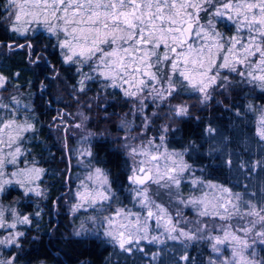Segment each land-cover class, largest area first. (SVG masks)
<instances>
[{"label":"snow or ice","instance_id":"6c2138e0","mask_svg":"<svg viewBox=\"0 0 264 264\" xmlns=\"http://www.w3.org/2000/svg\"><path fill=\"white\" fill-rule=\"evenodd\" d=\"M4 7L8 15L3 19L8 21L11 31L24 35L28 31L27 25H43L48 33L57 37L59 47L66 50L65 63L87 65L91 73H95V76L83 73L84 78L79 81L80 91H84L85 81L99 79L103 87L119 88L125 97L134 102L139 101L138 105L134 103L138 112L143 111L146 106L144 100L148 96L154 103H165L181 89L199 94L200 103L203 104L211 96L210 89L227 86L224 82L229 81V76L223 75L222 70L237 74L243 83L258 84L264 88V0H6ZM202 12L231 21L235 26V34L225 42L221 33L216 31L212 19L207 24L201 23ZM197 41L200 43L197 44ZM28 47L32 46L29 44ZM76 71L81 73L82 69L77 67ZM4 80L0 76V87H3ZM12 100L13 103H19L14 97ZM156 107L159 108L160 104ZM0 108H9V105L0 99ZM189 114L186 103L170 105L165 120L174 123L176 118ZM153 115L158 113L154 112ZM121 123L128 127L124 121ZM149 123L150 118L145 116V127ZM32 129L33 126L27 122L18 124L15 114L11 120L0 118V145L6 144L11 148L22 132ZM159 131L158 137L154 136L140 144H125V148L130 149L128 155L134 165L128 180L136 186L134 199H138L141 207L147 209L146 217L142 218L140 213L125 209H117L114 216L104 217L109 228L104 235L111 237L125 251H131L125 246L132 244L134 238L138 242L147 237L148 220L155 218L159 227L161 221L168 217L166 209L151 198V185L165 190L170 196L176 195L173 189L179 188L183 174L189 169L181 153L167 148L160 150L165 145L167 133L174 131L172 124L165 122ZM206 131L212 133L215 130L209 127ZM255 134L260 141H264V115L257 121ZM125 139L135 138L129 134ZM18 155L20 148L16 147L14 152L8 153L10 159L0 158V170L5 163L15 164ZM40 171L24 169L12 175L35 172L38 178ZM3 175V171H0V176ZM88 179L93 180V175L90 174ZM11 182H0V192L4 191L5 184ZM94 182H98L101 188L89 189L88 185H83L86 191L76 193L79 203L74 205L73 211L85 203L91 207L98 201L111 198L110 187H104L109 182L102 169H95ZM17 183L25 187L23 181ZM192 183L195 186L200 182L193 180ZM208 187L227 194V198L206 193L201 198L187 201L193 206L202 205L199 216L218 217L221 221L231 220L233 216H240L241 219L249 216L264 221V207L249 201L246 204L247 211L241 215V204L245 202L240 193H232L227 187L212 183ZM31 191L34 189L28 188L25 194ZM36 195L40 193L36 192ZM10 212L14 222L7 224L4 211L0 210V228L15 229L17 224L31 223L29 216H21L15 209H10ZM133 215L135 220L129 219ZM117 217L127 223H118ZM250 223L254 225L256 221ZM163 226L169 233V239L206 238L216 253L220 252L218 245L231 238L239 247L233 248V259L225 261V264H254L245 255V250L249 248L247 241L229 231V225L221 227L223 236L209 234L207 237L197 236L207 230V224L204 228L197 227L194 232H188L178 230L172 218L168 217ZM240 230L245 233L250 231L249 228ZM177 231L179 236L171 235ZM140 232L144 236L138 237ZM75 234L79 236L81 233ZM23 235L19 231L9 232L0 239V245L19 247L18 238ZM256 235L264 237V232ZM155 241L156 237H153L152 242ZM261 243H264V239ZM0 264H15V257L0 259Z\"/></svg>","mask_w":264,"mask_h":264},{"label":"trees","instance_id":"16d2710c","mask_svg":"<svg viewBox=\"0 0 264 264\" xmlns=\"http://www.w3.org/2000/svg\"><path fill=\"white\" fill-rule=\"evenodd\" d=\"M0 34V74L5 78L4 90L9 92L17 86H26L27 91L33 93L28 114L33 129L25 133L21 149L29 160L44 169V176L49 181L41 218L36 220L29 215L31 223L25 225L24 235L18 238L19 247L0 245V259L13 256L15 264H225V261L233 259V248L239 245L231 239L218 245L220 252L216 253L206 238L188 240L179 237L173 240L164 233L162 242H145L143 248L148 246L151 255L135 251L125 256L115 254L112 244L98 233L77 236L71 229L68 211L63 212L61 205L54 210V199L58 202L64 183L63 167H68L64 149L59 143L65 136L70 146L74 140L75 128L69 124V117L77 109L83 110L80 137L86 142L89 159L106 173L112 191L116 195L122 194L129 181L127 175L131 165L122 143L124 133L121 127L123 115L129 110V101L119 88L101 87L95 79L85 81L84 91H80L79 81L84 78L83 74L77 73L76 64L64 62L55 37L46 34L43 40L39 37L40 43L49 45V50L37 54V41L33 42L34 47L30 51L7 48L5 43L15 40L16 35L4 23ZM228 75L225 89L215 88L211 100L202 105L195 94L185 93L184 97L192 101V111L188 116L176 118L174 123L166 121L169 105H162L161 115L153 117L152 124L148 126L150 136L156 137L162 124H172L174 131L167 133L163 147L181 153L189 169L183 174L178 188L179 197L172 199L171 204L166 200L163 202L168 212L173 213V207H177L178 220H175V213L173 219L179 221L176 223L178 230L194 232L199 227L195 222L197 219L204 224L200 226L207 224V230L198 233V237L221 233L218 217L201 219L198 212L202 205L187 203L199 198L208 183L228 184L232 189L241 190L245 211L249 201L264 207V153L260 151L261 141L255 134L259 112L264 105V88L241 82L235 73ZM95 87L99 88L96 91L103 92L100 98L94 99ZM60 116L67 119L65 129H61ZM209 127L215 131L208 133L206 129ZM253 174L255 178L251 177ZM193 180L200 183L194 186ZM11 195H20V190L9 187L5 197ZM0 199H4L3 194ZM20 207L27 214L35 209L30 200L22 201ZM259 229L264 232V226ZM174 236H179V231L174 232ZM262 239L264 237L255 240L245 250V255L254 264H264Z\"/></svg>","mask_w":264,"mask_h":264},{"label":"rangeland","instance_id":"374dc122","mask_svg":"<svg viewBox=\"0 0 264 264\" xmlns=\"http://www.w3.org/2000/svg\"><path fill=\"white\" fill-rule=\"evenodd\" d=\"M2 4H1V9H2V14L3 17L8 15V12L5 10V3L6 0H2ZM214 10V9H213ZM200 18H201V23L202 24H207L209 19H212L214 22V26L217 32L221 33V35L224 37L225 42L228 40L229 37H231L232 35L235 34V30L232 31V29H235L234 24L231 21H228L226 18L224 17H215V16H210L208 13H204L202 12L200 14ZM4 24H6L9 27V23L7 20L3 19ZM223 22L225 23V26L228 25H232L229 29H224V26H222L221 24H223ZM222 26V27H221ZM28 31L24 34V35H20L17 32H14V34L17 36H24L25 37H30L36 33H41V34H46L47 36H53L50 33L47 32V30L43 27V25H37V24H31V25H27L26 26ZM55 37V40L58 43L57 37L53 36V38ZM61 38H62V34H61ZM200 43V41H197V44ZM59 46V45H58ZM61 49V48H60ZM61 54L64 57V52L66 50L61 49ZM77 67H80L82 69L81 73H91V70L88 68L87 65H77ZM90 71V72H89ZM223 71V75H227L229 76V72H227V70H222ZM95 73H91L90 75H93ZM0 76H2L0 74ZM96 83L99 82V84H101V87H103L101 81L99 79H95ZM226 83V82H224ZM4 86H5V80L3 82V87H0V99L3 100V102L5 104L9 105V108H0V118L4 119V120H11L13 118V114H15V118L18 122V124L20 125H24L26 122L31 124L28 121V114L30 112L31 109V101L33 98V93L32 92H28L25 88H21V86H17L14 89H12L11 91H5L4 90ZM81 86V85H80ZM256 86L259 88L260 86L258 84H256ZM81 88V87H79ZM218 88V90H222L225 89V87H216ZM261 88V87H260ZM26 89V90H25ZM96 89H99L98 87H95V94H94V99L96 98H100V96H102V93L100 90L96 91ZM150 90V89H149ZM149 90H146L149 91ZM211 91V96L208 99L209 101L211 100V98L213 97V94L215 92V89ZM184 92V93H182ZM185 93H191L188 91H185L183 89H181L180 92L174 94V97L171 98L173 100H169L168 102L165 103H161L160 101H156L155 103L153 102L151 96H148L145 100H144V104L146 105L143 108L142 112H138L136 111V109L134 108V103L136 105L139 104V101H133L132 99H129L127 97V100L129 101V110H127L125 112V115H123V121L125 122L126 125H128V127H125L124 125H122L121 123V127L123 129V136H122V143L123 145H125L126 143L129 144H133V145H137L140 144L142 141H146L149 138H152V136H150V133L148 130V126L150 124H152V119L153 117H156V115H153V113H158V115H161V106L162 105H176V104H181V103H186L189 106V112L192 111V101L186 99L184 97ZM191 94H195L196 98L199 100L200 102V97L199 94L196 93H191ZM15 98L17 101H19L18 104L13 103L12 98ZM205 101L204 103L208 102ZM203 103V104H204ZM160 104V107L157 108L156 105ZM202 105V104H201ZM32 115L34 114V112L32 111L31 113ZM260 116L264 115V105L261 108V112H259ZM145 116L150 118V123L147 125V127H145L144 125V118ZM259 116V118H260ZM70 120L69 124H73L75 131H74V140H73V144L70 146L67 143V139L66 136L62 138V141L59 143V145L64 149V153H65V158L67 159V163H68V167L65 168V166L63 167V171L64 172V183L62 185V189L60 191L59 197H58V201L61 203V207H62V211L66 212L68 211L69 217L71 219L72 225H71V229L74 233L76 232H80V235H84V234H100L102 237H104V239L106 241H109L112 246L115 248V254H119V255H132V253H135V251L140 252V254L143 255H151L152 253L149 252L146 248L144 247L145 242H148L150 240H152L153 237H156V240L159 242H162V238H163V234L167 233L169 234L166 230L164 225V222L167 220L168 217L172 218V222H173V215L175 213L176 218L175 220H178V211L176 210L177 207L174 206L173 209L175 211H173V213L171 211L168 212V210L165 208L164 202L163 201H167L168 204H171L172 199H177L178 196V189L174 188L173 192L176 193V195H172L170 196L165 190L163 189H159L156 185H151L150 187V193H151V198L158 204H160L161 206H163L168 214V217H165L164 220L161 221L160 226H157V222L155 220V218L148 220L147 221V237L144 239H139L138 242L137 240L134 238L133 243L132 244H128L125 247L126 248H131V251H125L124 249H121L119 247V245L113 241L111 239V237L105 236L104 233L106 231L109 230L108 225L106 223V221L104 220V217L106 216H114L115 212L117 209H125V210H130L132 213H140L141 217H146L147 215V209L141 207L139 200L138 199H134V197L136 196V192L134 191L135 189V185H132L129 183L126 185L124 192L126 193L125 198L123 197V193L122 194H118L116 195L114 191H112L109 183L108 185L104 186V187H110L111 189V193H110V199L108 201H103L100 202L98 201L97 204L95 206H89L87 203H85L82 207L77 208L75 211H73V207L74 205H76L77 203H79V200L77 198L76 193L79 192H84L86 191V189L83 187V185H88L89 189H99L101 188V185L98 182H94L95 181V169L99 168L97 165L91 163L89 156H88V148L86 146V142L83 138L80 137L81 133V127L83 126L82 123V119H83V110L81 109H77L74 113H72L69 117ZM59 121V120H58ZM60 126L61 129H65V127L68 125L67 119H65L63 116H60ZM32 125V124H31ZM77 125H80V127H77ZM33 126V125H32ZM133 129V131L131 130ZM31 131V130H30ZM27 132V131H26ZM26 132H22L20 134V139L17 140V142L11 147L9 148L6 144L5 145H0V158H5V159H10V157L8 156L9 152H14L16 147L20 148V155H18L16 157V163L12 164V163H5L4 168L0 171H3L4 175L0 176V182L5 181V180H10L12 181L11 183L5 184L4 185V191L0 192V197L3 194V198L5 199V201H2L4 199H0V210L4 211V215H5V219H6V223L7 224H11L14 222V217L11 215L10 209H15L16 212L21 215V216H31L34 217V219H39L41 218L42 215V211H43V200L44 197L46 195V189H47V185L49 184L48 178L44 176L45 171L42 167L36 165L33 160H29L26 152L21 149V145H22V140L25 139V133ZM129 134L131 135V137H134L135 139H129L126 141V137L129 136ZM142 134V135H141ZM160 135V132L157 134L156 137H158ZM158 143V140H157ZM259 149L260 151H263L264 153V141H261L259 143ZM126 149V148H125ZM164 147H162L160 150L164 151ZM130 149H126V152H128ZM168 150V149H167ZM169 151H174V150H170ZM256 151H257V147H256ZM129 159L131 161V165H130V170L128 172L127 177L130 175L132 168L134 167L133 165V160L132 158L129 156ZM138 159H142V157H139ZM177 162L179 163V158H177ZM263 167H264V162H263ZM24 169H40L42 171L39 172L38 174V178H37V174L35 172L30 173L28 175H12V173L16 172H20L21 170ZM240 169L242 170V166L240 165ZM104 172V171H103ZM105 173V172H104ZM92 174L93 175V180H89L88 176ZM106 174V173H105ZM252 178H255V174L251 175ZM108 178V177H107ZM252 183L254 182L253 179ZM17 181H23L25 184V187H21L19 183H17ZM109 182V180H108ZM214 184V183H212ZM263 184V182H262ZM209 183L206 185V191L203 190L200 192L201 197H203L206 193H208L209 195H224L225 198H227V194H223L220 193L217 190H214L212 188L208 187ZM216 185V184H215ZM218 186V185H217ZM9 187H12L13 190L18 189L20 190V195H16V196H9V198L5 197V193L7 191V189ZM218 187H227L232 193H240L241 194V190L239 189H232L228 184H224V185H219ZM31 188L34 189V191L28 192V194L26 195V189ZM36 192H39L40 195H36ZM171 199V201H169ZM190 199V196H189ZM32 201V206L35 208L31 214H27L23 212L22 207H20V203L22 201ZM235 202V201H234ZM239 203V202H237ZM155 210V209H154ZM245 212V210L243 209V206L241 204V215H243ZM38 213V214H37ZM135 215L130 216L129 219L131 220H135ZM118 223H127L126 220L117 217L116 218ZM201 219H205L204 217H202ZM31 220V219H30ZM174 220V224L176 225L177 222H175ZM255 220L256 223L253 225L252 223H250V221ZM195 222H198V225L200 228H204V226H200V225H204L202 223V221H200V219L195 220ZM264 221H260L259 217H249V216H244L243 219H241L240 216H233L231 220H227V221H221L219 223V228H220V236H223V230H221V227L223 225H229L230 227L228 228L229 231H233L237 236L241 237L243 240L247 241L248 245L250 246L252 242H254L255 240H258L260 237L256 235V233L261 232L259 227L264 226ZM27 224H17V227L15 229H11V228H0V239L5 238L9 232H23L24 227ZM242 228H249L250 231H248L247 233H245L244 231H241L240 229ZM155 229H158V231H155ZM211 229V228H210ZM171 235H174V233H171ZM137 236H144L143 232H140L137 234ZM231 239V238H229ZM3 246V245H1ZM220 246V245H219ZM9 247V246H8ZM247 250V249H246ZM5 256H3L2 258L4 260H7L13 256L4 258Z\"/></svg>","mask_w":264,"mask_h":264},{"label":"flooded vegetation","instance_id":"af4514ba","mask_svg":"<svg viewBox=\"0 0 264 264\" xmlns=\"http://www.w3.org/2000/svg\"><path fill=\"white\" fill-rule=\"evenodd\" d=\"M2 0H0V32H1V30H2V26H3V14H2V9H1V4H2ZM225 23L223 22V24H221L222 26H224V29H229L232 25H228V26H225L224 25ZM221 26V27H222ZM235 29H232V31H234ZM38 34V33H37ZM37 34H34V35H32V36H30V37H25L24 38V36H19V35H17V36H15V40H12V41H9V42H6L5 43V46L7 47V48H15V49H18V48H22V49H26V50H28V51H30L31 50V48H33L34 46H33V42H35V41H37L38 42V44H39V47H38V49H37V54H38V52H43V51H48L49 50V45H47V44H45V43H40V39H39V37H41V39L43 40V38H45V34L43 35V36H41V35H37ZM0 36H1V34H0ZM47 38V37H46ZM1 41L2 40H0V43H1ZM31 45L32 47L30 48V47H28V45ZM20 45H24V47H20ZM43 48V49H42ZM47 54V53H46ZM48 55L46 56V60L48 61ZM37 58H34V60H36ZM64 177H65V175H64ZM65 180V179H64ZM54 210H55V208L57 207V205L58 206H60L61 205V203L58 201H56L55 199H54ZM55 214L53 213V216H54Z\"/></svg>","mask_w":264,"mask_h":264},{"label":"water","instance_id":"95a60500","mask_svg":"<svg viewBox=\"0 0 264 264\" xmlns=\"http://www.w3.org/2000/svg\"><path fill=\"white\" fill-rule=\"evenodd\" d=\"M131 174H132V171H131L130 175H131ZM130 175H129V176H130ZM129 176H128V177H129Z\"/></svg>","mask_w":264,"mask_h":264}]
</instances>
